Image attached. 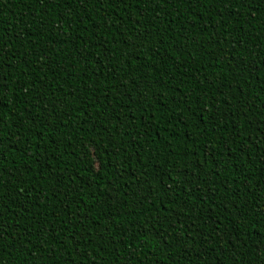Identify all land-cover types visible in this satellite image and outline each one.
Segmentation results:
<instances>
[{"label": "trees", "instance_id": "obj_1", "mask_svg": "<svg viewBox=\"0 0 264 264\" xmlns=\"http://www.w3.org/2000/svg\"><path fill=\"white\" fill-rule=\"evenodd\" d=\"M0 264H264V0H0Z\"/></svg>", "mask_w": 264, "mask_h": 264}]
</instances>
